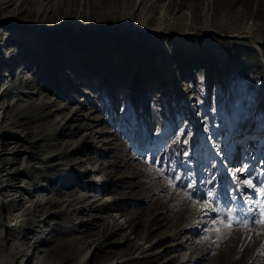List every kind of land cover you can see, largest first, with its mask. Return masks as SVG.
<instances>
[{
    "label": "rangeland",
    "instance_id": "rangeland-1",
    "mask_svg": "<svg viewBox=\"0 0 264 264\" xmlns=\"http://www.w3.org/2000/svg\"><path fill=\"white\" fill-rule=\"evenodd\" d=\"M3 15L53 37L0 22V264H172L185 248L154 240L205 204L210 264H264V226L219 239L264 199V0H0Z\"/></svg>",
    "mask_w": 264,
    "mask_h": 264
},
{
    "label": "bare ground",
    "instance_id": "bare-ground-1",
    "mask_svg": "<svg viewBox=\"0 0 264 264\" xmlns=\"http://www.w3.org/2000/svg\"><path fill=\"white\" fill-rule=\"evenodd\" d=\"M0 22L4 26H12L14 28L19 29L20 31L18 32L20 33H30L31 38L34 37L40 40L43 37L50 39H52L53 37L50 36L51 33H44L38 28L28 27L27 25L22 24L23 22H13L12 15H3V18L0 20ZM153 30L156 33L162 32L160 28H155ZM242 36L244 38L248 37L252 44L257 47L259 41L255 40L258 39L257 37L255 38L253 37V35H250L247 32ZM234 171H236L237 176L240 175V172H238L237 170ZM23 189L20 190V188L18 187L17 192L24 191ZM210 218L211 212L208 210V208L204 207V205H198L194 211H190L185 215L182 225L175 233H171L169 236H165V240L157 239L154 241L160 243L158 249L163 248L164 250L165 246L174 250H178L179 248H185V250L181 252L179 259L172 264H210L208 260L211 258V256L220 252V250H218L219 252H216V248L212 243V239H210V237L205 233L204 228L208 224H210ZM147 242H145L146 244L143 247L138 249L136 248L138 254H145L148 252L151 246L153 247L154 244L152 245V241L149 243Z\"/></svg>",
    "mask_w": 264,
    "mask_h": 264
},
{
    "label": "snow or ice",
    "instance_id": "snow-or-ice-1",
    "mask_svg": "<svg viewBox=\"0 0 264 264\" xmlns=\"http://www.w3.org/2000/svg\"><path fill=\"white\" fill-rule=\"evenodd\" d=\"M184 155H188L187 152L184 153ZM245 170L244 168L241 169H237V171H243ZM232 177H233V182L237 184V188L239 189L241 185L246 186L248 189H255V185L253 183V180L251 179H245L243 181H239L235 172L232 173ZM177 179H179V177H177ZM209 183H211V181H208ZM189 188L192 187L191 184L188 185ZM261 195H264V193H262ZM189 198V197H186ZM247 203L252 204L253 207H250L244 211H246L247 213H251V223H247L244 221L243 218H238L236 220H233L231 218V211L228 213L229 216V220L226 224H224V228H226L228 230L227 234L225 235H221L219 237V239L221 241L228 239V236L231 235V231L233 228V223H237V224H241L243 226L244 229L248 230L249 232L252 230V228L256 225L259 224L261 226H264V199H258L255 201L252 200H246ZM195 206V204L193 205ZM204 207H211V204H205ZM254 209L256 211H258L259 213V218H256V211H254ZM219 231V229L217 230ZM257 235H260V233H257ZM248 239H251V236L248 237ZM262 247H264V245H262Z\"/></svg>",
    "mask_w": 264,
    "mask_h": 264
}]
</instances>
